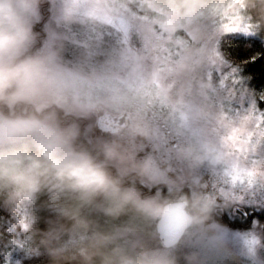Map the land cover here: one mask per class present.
<instances>
[{"label":"clouds","instance_id":"9594fccd","mask_svg":"<svg viewBox=\"0 0 264 264\" xmlns=\"http://www.w3.org/2000/svg\"><path fill=\"white\" fill-rule=\"evenodd\" d=\"M46 0H0V202L5 206L32 204L47 195L45 207L55 213L45 233L47 253L60 264H177L164 252L133 250L128 238L161 235L172 248L183 238L195 239L208 253L226 252V234L213 220L215 202L193 186L184 193L169 173L171 168L149 155L137 159L146 144L155 152L184 165L189 178L207 165L228 173L233 161L223 145L226 118L217 106L219 90L212 82H196L160 103L173 115L171 135H164L144 118L135 94L88 103L74 96V84L59 63L58 53L37 47L41 5ZM54 2V0H53ZM244 7L264 22V0H244ZM147 9L168 33L191 28L217 14L219 0H147ZM65 19H72L63 12ZM189 56L195 55L188 50ZM139 57H129L136 72ZM65 115L86 116L105 112L127 115L122 124L104 125L110 139H100L90 149L80 143L76 123ZM176 142L173 143L172 141ZM115 169V173L113 172ZM164 185L150 196L136 187ZM95 210L116 220L128 216L129 225L106 230L90 218ZM65 236L71 243H63ZM259 239L250 245L251 255ZM198 264L199 257H187Z\"/></svg>","mask_w":264,"mask_h":264},{"label":"rangeland","instance_id":"374dc122","mask_svg":"<svg viewBox=\"0 0 264 264\" xmlns=\"http://www.w3.org/2000/svg\"><path fill=\"white\" fill-rule=\"evenodd\" d=\"M219 3L216 15L191 28L168 33L159 27L156 15L147 9V0H46L41 5V20L37 24L44 34L39 47L43 45L58 53L61 67L74 84L77 100L95 103L125 93L135 94L145 109L144 118H150L149 122L155 119L154 127L164 135H171L173 115L160 103L163 94L175 93L196 82H212L219 90L218 108L225 113L233 107L219 79H209L213 52L224 37L225 25L251 24L256 31L244 11L242 0H219ZM63 12L70 13L73 18L65 19ZM188 50L196 54L189 56ZM132 56L141 58L136 72H132L127 64ZM98 115L99 112L73 115L74 121L68 122L79 125L80 140L85 141L84 146L90 149L97 140L111 138V135L98 130ZM149 155L156 158L162 167L171 168L169 175L178 181L181 189L191 191L195 186L214 200L213 213L226 215L230 220L244 221L250 210L264 209V169L259 165L258 175L251 184H233L227 173L207 165L189 178L184 165L167 158L163 151L155 152L150 144L137 153V159ZM247 166L252 167L250 163ZM204 178L206 180L201 184L199 179ZM136 187L145 196L153 195L158 189L161 193H168V188L162 184L148 186L137 182ZM18 209L14 221L7 223L8 230L13 233L14 248L0 245V264H21L22 257L28 252L27 229L41 212L42 204L38 197L32 204L18 205ZM96 212L90 210L88 214L97 216ZM102 218L101 228L106 230L123 228L130 223L128 216L116 220ZM217 224L226 234L224 253H208L195 239L187 237L175 247L165 248L158 236L148 235V229L139 236L129 237L128 247L167 253L176 259L177 264H188L187 257L193 254L198 255V264H264V229L259 223L253 221L246 229ZM256 238L259 245L253 256L250 245ZM71 241L70 237L67 243ZM72 264H79V261Z\"/></svg>","mask_w":264,"mask_h":264},{"label":"snow or ice","instance_id":"6c2138e0","mask_svg":"<svg viewBox=\"0 0 264 264\" xmlns=\"http://www.w3.org/2000/svg\"><path fill=\"white\" fill-rule=\"evenodd\" d=\"M256 36L251 24L225 25L226 39L219 41L211 59L209 79H219L233 104L231 111L224 113L223 135V145L233 161L227 173L233 184H251L259 172L257 165L264 169V69L258 74L248 72L260 53H246L244 47L226 51L222 46L233 40L247 45Z\"/></svg>","mask_w":264,"mask_h":264},{"label":"trees","instance_id":"16d2710c","mask_svg":"<svg viewBox=\"0 0 264 264\" xmlns=\"http://www.w3.org/2000/svg\"><path fill=\"white\" fill-rule=\"evenodd\" d=\"M243 5H244V0ZM246 15L250 21L254 24L257 36L247 45H242L239 41L233 40L224 44L222 47L226 51H230L237 47H244L246 53H260V58L256 64L250 65L248 68L249 74H258L264 69V22H261L259 17L252 13L250 10L244 7ZM222 39H226L223 37ZM40 203L42 204L41 212L35 217L32 225L27 229L28 231V252L21 259V264H54V261L47 253V246L44 241L47 239L45 233L49 230V221H56L57 217L50 209L45 207L47 201V195L41 194L39 196ZM18 206H5L0 202V245L5 247L11 246L13 233L8 230L7 223L14 221V214L18 212ZM95 212V210H94ZM97 216H90L91 219L101 227V223L104 221L102 213L96 212ZM26 231V233H27ZM25 235V233H24ZM26 238V236H24ZM70 236H65L63 243H67ZM75 260H63L60 264H72Z\"/></svg>","mask_w":264,"mask_h":264},{"label":"flooded vegetation","instance_id":"af4514ba","mask_svg":"<svg viewBox=\"0 0 264 264\" xmlns=\"http://www.w3.org/2000/svg\"><path fill=\"white\" fill-rule=\"evenodd\" d=\"M35 30L37 32H39V28L37 26H36ZM41 37L42 36L39 35L38 42H39ZM38 42H37V44H38ZM37 47H38V45H37ZM59 116H60V119L63 122H65V123H68L70 121H74L73 120V117H74L73 115L72 116L65 115L64 112H62V111L59 112ZM126 119H127V116H126ZM146 120L149 122L150 118L146 119ZM149 123H151L154 126L156 124V120L153 119ZM81 142H82L83 145L85 144V141L82 140ZM147 150L150 152L149 149H147ZM154 155H155V153H154ZM205 180H206V178H204V180L203 179H201V180L199 179V182L201 181V184H202L203 181H205ZM182 191L184 193H190V189L186 190L185 188H183ZM162 194L163 195H167L168 193H165V191H162ZM213 220L216 221L219 224H224V225H226V226H228L230 228H234V229H241V228L242 229H246L252 224L253 221H256L264 229V209H255V210L252 209V210H250L249 213H248V218H246L244 221H240V220H237V219L230 220L226 215H221L219 213H213Z\"/></svg>","mask_w":264,"mask_h":264},{"label":"water","instance_id":"95a60500","mask_svg":"<svg viewBox=\"0 0 264 264\" xmlns=\"http://www.w3.org/2000/svg\"><path fill=\"white\" fill-rule=\"evenodd\" d=\"M126 116L127 115L124 114V115H119V116L113 117L112 115H110L108 113L101 112V113H99V116H98V119H97V128H98V130L100 132H102V133H104L106 135H111L109 132L105 131L104 125H107V124H122V123L125 122ZM157 236H158V239H159L161 245L165 247V239H164V237L161 236V235H157ZM180 241L177 244H179ZM165 248H167V247H165Z\"/></svg>","mask_w":264,"mask_h":264}]
</instances>
